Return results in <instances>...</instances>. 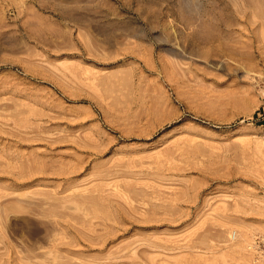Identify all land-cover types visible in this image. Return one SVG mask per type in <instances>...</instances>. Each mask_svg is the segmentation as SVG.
I'll return each mask as SVG.
<instances>
[{
	"label": "rangeland",
	"instance_id": "374dc122",
	"mask_svg": "<svg viewBox=\"0 0 264 264\" xmlns=\"http://www.w3.org/2000/svg\"><path fill=\"white\" fill-rule=\"evenodd\" d=\"M0 264H264V0H0Z\"/></svg>",
	"mask_w": 264,
	"mask_h": 264
}]
</instances>
